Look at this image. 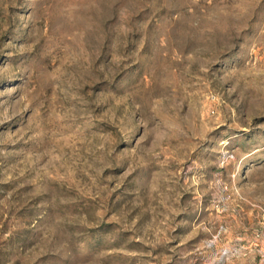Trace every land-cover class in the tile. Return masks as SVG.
<instances>
[{"label":"rangeland","instance_id":"obj_1","mask_svg":"<svg viewBox=\"0 0 264 264\" xmlns=\"http://www.w3.org/2000/svg\"><path fill=\"white\" fill-rule=\"evenodd\" d=\"M0 264H264V0H0Z\"/></svg>","mask_w":264,"mask_h":264}]
</instances>
